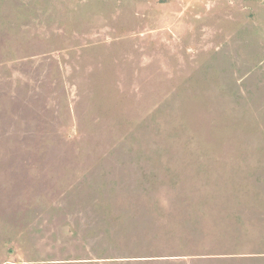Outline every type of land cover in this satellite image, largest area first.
I'll return each instance as SVG.
<instances>
[{"label": "rangeland", "instance_id": "obj_1", "mask_svg": "<svg viewBox=\"0 0 264 264\" xmlns=\"http://www.w3.org/2000/svg\"><path fill=\"white\" fill-rule=\"evenodd\" d=\"M0 264H264V0H0Z\"/></svg>", "mask_w": 264, "mask_h": 264}]
</instances>
